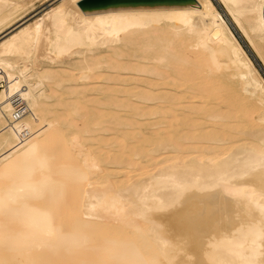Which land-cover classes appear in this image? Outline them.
I'll return each mask as SVG.
<instances>
[{
  "label": "bare ground",
  "instance_id": "bare-ground-1",
  "mask_svg": "<svg viewBox=\"0 0 264 264\" xmlns=\"http://www.w3.org/2000/svg\"><path fill=\"white\" fill-rule=\"evenodd\" d=\"M33 1L0 0V264H264V77L214 3ZM217 1L264 69V0Z\"/></svg>",
  "mask_w": 264,
  "mask_h": 264
},
{
  "label": "water",
  "instance_id": "water-1",
  "mask_svg": "<svg viewBox=\"0 0 264 264\" xmlns=\"http://www.w3.org/2000/svg\"><path fill=\"white\" fill-rule=\"evenodd\" d=\"M190 0H80L78 1L79 7L83 9H96L101 7H106L109 5H115V4H135V3H160V2H166V3H180ZM215 1V0H213ZM218 7V6H217ZM219 8V7H218ZM221 13L223 14L225 20L233 30L234 34L236 35L237 39L241 43L242 47L246 51V53L249 55L251 60L253 61L254 65L257 67L259 72L264 77V69L260 65L259 61L256 59V57L253 55L247 44L244 42V40L241 38L240 34L236 31L234 26L231 24V22L228 20V18L225 16L224 12L219 8Z\"/></svg>",
  "mask_w": 264,
  "mask_h": 264
},
{
  "label": "rangeland",
  "instance_id": "rangeland-1",
  "mask_svg": "<svg viewBox=\"0 0 264 264\" xmlns=\"http://www.w3.org/2000/svg\"><path fill=\"white\" fill-rule=\"evenodd\" d=\"M59 0H34L33 1V3H32V5L33 6H31L29 9H27L26 11V14L25 15H27L26 16V19L27 18H29V16H32V15H34V14H36V13H38L39 14V12L41 13L42 11H44V9L45 8H48V7H50V6H53L54 4H56L57 2H58ZM213 3H214V5L217 7H219V8H221V6L219 5V3H218V1L217 0H215V1H213V0H211ZM217 7V8H218ZM218 8V9H219ZM220 10V9H219ZM221 10H222V8H221ZM224 12V11H223ZM225 14V13H224ZM226 16V15H225ZM227 17V16H226ZM24 20H25V18H24ZM262 75V74H261ZM0 89H1V87H0ZM152 123H154V121L152 122ZM154 127H156V126H153V128ZM160 157V156H159Z\"/></svg>",
  "mask_w": 264,
  "mask_h": 264
},
{
  "label": "built area",
  "instance_id": "built-area-1",
  "mask_svg": "<svg viewBox=\"0 0 264 264\" xmlns=\"http://www.w3.org/2000/svg\"><path fill=\"white\" fill-rule=\"evenodd\" d=\"M15 106L20 107L21 105H20V103H15Z\"/></svg>",
  "mask_w": 264,
  "mask_h": 264
}]
</instances>
